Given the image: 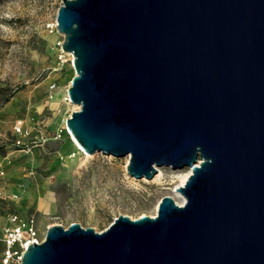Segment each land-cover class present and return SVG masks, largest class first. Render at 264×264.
<instances>
[{"label":"water","instance_id":"95a60500","mask_svg":"<svg viewBox=\"0 0 264 264\" xmlns=\"http://www.w3.org/2000/svg\"><path fill=\"white\" fill-rule=\"evenodd\" d=\"M56 22L82 148L191 172L182 203L49 225L21 264H264V0H62Z\"/></svg>","mask_w":264,"mask_h":264},{"label":"rangeland","instance_id":"374dc122","mask_svg":"<svg viewBox=\"0 0 264 264\" xmlns=\"http://www.w3.org/2000/svg\"><path fill=\"white\" fill-rule=\"evenodd\" d=\"M61 4L0 0V264L4 236L17 221L32 223L39 240L56 223L101 231L120 213L155 215L165 194L182 203L175 188L191 172L161 165L152 178L135 177L129 155H87L75 143L66 118L79 106L67 93L75 71L56 26Z\"/></svg>","mask_w":264,"mask_h":264},{"label":"built area","instance_id":"2783aa9c","mask_svg":"<svg viewBox=\"0 0 264 264\" xmlns=\"http://www.w3.org/2000/svg\"><path fill=\"white\" fill-rule=\"evenodd\" d=\"M64 51V50H63ZM73 57V56H72ZM73 64V63H72ZM22 121L17 123V130L21 131ZM16 220V216L13 217ZM34 225L28 221H17L15 226L6 232L4 263L8 264L11 257L16 256L17 264H21L22 253L32 241H40L35 236ZM18 245V247H15Z\"/></svg>","mask_w":264,"mask_h":264},{"label":"bare ground","instance_id":"6f19581e","mask_svg":"<svg viewBox=\"0 0 264 264\" xmlns=\"http://www.w3.org/2000/svg\"><path fill=\"white\" fill-rule=\"evenodd\" d=\"M69 54H71V55H73L71 52H68ZM78 106H79V104H78ZM73 139H74V141H75V143L79 146V147H82L81 145H80V143L76 140V138L73 136ZM85 151V153L87 154V155H89V152H87L86 150H84ZM158 170H161V168L160 167H158ZM189 175V174H188ZM188 175H186L184 178H183V181H182V184L184 183V181H185V179L187 178V176ZM177 191V190H176ZM178 192V191H177ZM178 202V201H177Z\"/></svg>","mask_w":264,"mask_h":264},{"label":"crops","instance_id":"0c3cea01","mask_svg":"<svg viewBox=\"0 0 264 264\" xmlns=\"http://www.w3.org/2000/svg\"><path fill=\"white\" fill-rule=\"evenodd\" d=\"M4 161H5L4 158L0 156V164H2Z\"/></svg>","mask_w":264,"mask_h":264},{"label":"trees","instance_id":"16d2710c","mask_svg":"<svg viewBox=\"0 0 264 264\" xmlns=\"http://www.w3.org/2000/svg\"><path fill=\"white\" fill-rule=\"evenodd\" d=\"M10 95H11V94H9L8 96H6V98H5L3 101H4V102L7 101V100L10 98Z\"/></svg>","mask_w":264,"mask_h":264}]
</instances>
